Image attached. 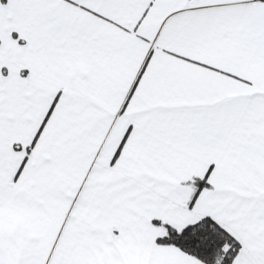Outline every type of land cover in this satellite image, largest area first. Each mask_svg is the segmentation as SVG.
<instances>
[{"label":"snow or ice","instance_id":"6c2138e0","mask_svg":"<svg viewBox=\"0 0 264 264\" xmlns=\"http://www.w3.org/2000/svg\"><path fill=\"white\" fill-rule=\"evenodd\" d=\"M0 264H264V0H0Z\"/></svg>","mask_w":264,"mask_h":264}]
</instances>
